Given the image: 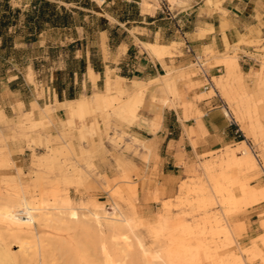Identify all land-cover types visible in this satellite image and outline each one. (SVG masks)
Segmentation results:
<instances>
[{
  "label": "rangeland",
  "instance_id": "rangeland-1",
  "mask_svg": "<svg viewBox=\"0 0 264 264\" xmlns=\"http://www.w3.org/2000/svg\"><path fill=\"white\" fill-rule=\"evenodd\" d=\"M32 1L8 0L7 5L10 6V10H19L16 23H14L16 25L10 27L8 34H13L14 28H19L20 32L14 35L12 48H0V77L12 80L15 75H25V72H28L26 76L28 81L36 84L33 81L36 75L37 79L49 83L55 67L50 59L60 54L59 41L67 43L71 37L75 36V33L74 31L49 32L41 39L49 42L50 47H38V44L26 46L24 34L27 33V30L24 27V21ZM42 1L54 4L60 11L63 9L69 11L74 24H84L91 28H95L97 25L101 27L103 21L91 12L93 10L103 13L112 8L117 12H128L129 14L134 12L132 3H128L130 6H127L124 1L117 3L113 0L114 3H109L108 7L105 4L112 0ZM0 2L3 1L0 0ZM2 13L3 9H1L0 15ZM46 29L48 28L46 27ZM173 45L176 46V43ZM64 48L63 46L62 49ZM225 56L236 57V55L228 54L218 55L211 50L205 53L203 61L201 59L197 61L199 65L208 68L211 66L210 57L215 60L214 64L217 65L221 63L218 58ZM223 65L224 76H219L217 79L212 78V82L219 88L231 106L235 119H240L237 121L241 125L245 138L251 142L252 149L260 155L264 164V57L260 58L258 68L246 77V79L253 77L256 91L248 88L239 66L234 72L237 63L230 66ZM31 67L35 70L33 75L31 71L29 72ZM196 72L191 70L183 73L190 78L196 75ZM16 82L19 88L24 84L21 77ZM218 82L221 84L219 87ZM3 83L6 84V81ZM169 84L170 87L167 90L160 92L176 93L174 81ZM133 86L134 84L130 88L126 87L127 91L124 90L123 93L118 91L117 86L113 91H109L108 94L114 95L113 100L110 104L104 103L103 109L86 113L81 117L78 116L79 119L75 116H66L67 120L60 123L61 131L58 129L49 132L52 124L48 121V116L51 112L47 111L49 108H55L51 105H46L42 109L37 108L40 112L39 119H35L33 111L31 113L19 112L15 121L5 123L0 114V214L6 217L8 212L14 211L11 218L0 222V237H2L0 239V262L2 259L5 260H2L1 264H43V262L44 264H101L100 255L93 247V243H97L96 241L99 239L91 228L94 224L90 220L82 221L80 215L82 223L81 221L80 223L76 222L73 224L75 227L72 225L69 231L55 221L46 225L36 222L31 227H26L22 224L24 215L19 211L20 203L24 198L38 202L43 196L50 193L69 196L71 188H74L75 191L81 189L87 195L95 191V189H91L94 188V182L102 183L101 189L110 199L108 208L111 204L116 203L126 213L133 228L135 227L134 230H137L136 232L142 239L146 251L157 252L161 256L156 264H167V253L171 250L181 251L179 255L184 256L188 261L197 259L195 264H264V232L254 240L239 238L238 236L245 231L242 224H236L237 214L245 211L251 205L262 202L260 200L250 203L245 198L242 191L243 186L250 184L247 178L239 180L238 177L243 173L259 171V168L258 165L253 170L246 167L227 166L229 162H226L228 160L225 155L231 149L229 146L217 153L209 154L211 159L202 163L200 169L207 178L200 176L181 181L172 195L164 199L154 195L152 198L155 202L154 206L149 208L146 213L142 211L139 206L140 195L136 191V181L139 175L130 162L132 154L137 155L138 152L133 151L132 145L125 143L124 139L128 138V135L124 132L118 135L117 129L112 125V123L114 125L118 123L129 126L137 118L143 101L138 103L135 102L134 97H131ZM212 92L213 90L209 94ZM203 97L204 95L198 98ZM128 104H130L129 109H124ZM190 105L188 103L182 106L187 110L191 107ZM59 106L62 107V105ZM85 115L87 116L85 117ZM185 117L187 116L185 115ZM35 120L38 122L33 123ZM252 126L253 130L250 128ZM100 128L105 129L106 132L104 144L99 140ZM131 140L136 143V146L143 147L142 141L134 137ZM107 144L112 149L110 153H107V156L113 163L112 174H108L109 176L101 174L99 171V168L109 163L107 156L100 155L98 151L104 149ZM23 148L28 151L24 153ZM14 150L23 154L20 162H16L15 158L11 157ZM239 150H248L244 142L235 146L237 153L240 152ZM207 165L211 167L210 171L206 170ZM93 200L94 203L107 208L103 203ZM165 211L167 212L165 213ZM164 216L169 219L165 218V220ZM167 222L169 225H166ZM42 225L44 226L42 227ZM262 226L264 227V222ZM223 227L229 228L230 239H227L222 233ZM64 228H66L65 231ZM154 228L162 234H158ZM185 228L186 230H184ZM106 236L110 241L109 234ZM72 240L76 244L67 245L66 242ZM61 242H63V246L60 245ZM22 243L31 246L27 249L29 252L26 250L24 255L18 253ZM183 243L189 247L187 252L178 249ZM43 244H47V247ZM132 244L134 247L132 245L125 250V245L121 241L117 245L111 244L110 253L113 259L125 264H144L140 250L134 243ZM5 249L9 250L11 255H5Z\"/></svg>",
  "mask_w": 264,
  "mask_h": 264
},
{
  "label": "crops",
  "instance_id": "crops-1",
  "mask_svg": "<svg viewBox=\"0 0 264 264\" xmlns=\"http://www.w3.org/2000/svg\"><path fill=\"white\" fill-rule=\"evenodd\" d=\"M115 1H124L127 6L132 3L133 14L117 12L112 8L103 13L93 10L91 12L103 20L101 27L73 24L65 28H48L38 33L35 41L24 43L26 46L38 44V47L48 48L49 42L41 39L47 33H75L67 43L59 41L60 54L50 59L55 67L49 83L37 79L36 75L33 79L36 84L28 81V72L15 75L12 80L0 77V114L5 123L15 121L19 112L33 111L35 119H39L37 108L51 105L55 108L47 111L51 112L48 116L52 124L49 132L61 131L60 123L67 120L65 110L72 102L78 103L80 98L89 101L90 112H94L103 109L104 103L98 104L95 99L105 93L108 84L113 91L119 82H123L127 91L126 87L134 84V89L138 86L135 82H140L139 86L147 87V90L141 99L143 103L137 118L129 126L112 125L118 135L121 132L128 135L125 143L138 152L136 156L132 154L130 162L138 171L136 191L140 195L139 206L146 213L155 204L152 200L154 195L168 198L181 181L200 176L207 178L200 166L211 159L209 154L217 153L226 146L234 149L242 141L252 148L231 106L212 82V78L224 76V65H215V60L210 57L211 66L204 68L197 60L203 61L205 53L211 50L218 55H236L234 72L239 66L248 88L256 91L253 77H246L258 68L260 58L264 57V0ZM109 3L114 1L107 2L105 6L108 7ZM156 42L171 45L172 55L159 60L144 46ZM218 59L223 60V57ZM90 70L97 75L94 81ZM191 70L197 71L196 75L188 78L183 72ZM30 71L35 74L33 67L29 68ZM167 75L169 83L174 81L176 93L156 89L160 77ZM19 77L24 83L21 88L16 82ZM202 95L204 97L199 99ZM188 103L191 107L185 110L182 105ZM129 107L128 104L124 109ZM75 117L78 118L77 115ZM75 122L78 125L77 120ZM105 134V129L100 128L99 140L103 144ZM132 137L142 141L143 147L136 146ZM104 147L98 151L100 155L107 156L112 149L108 144ZM23 150L24 153L28 151L26 148ZM255 154L259 171L243 173L238 178H247L253 186H264L263 160L257 152ZM11 157L20 162L23 154L14 150ZM107 161L109 163L99 171L109 176L113 163L108 156ZM101 186V182H94L91 189L95 191L87 195L81 189L75 191L71 188L68 195L75 203L92 204L95 199L107 207L110 199ZM263 222L262 200L236 215V224H242L245 231L238 237L256 239L264 232Z\"/></svg>",
  "mask_w": 264,
  "mask_h": 264
},
{
  "label": "bare ground",
  "instance_id": "bare-ground-1",
  "mask_svg": "<svg viewBox=\"0 0 264 264\" xmlns=\"http://www.w3.org/2000/svg\"><path fill=\"white\" fill-rule=\"evenodd\" d=\"M209 1H211V0H209ZM144 46L152 55L157 57L159 60H162L167 55H169V56L172 55V46L171 45H166V44H161V43H150V44H145ZM236 60H237L236 57H233V56L232 57L231 56L226 57L225 56V57H223V60H221L220 62L225 64V65L230 66L232 64H236L237 63ZM90 77L94 81L95 78L97 77V75H95L92 72V70H90ZM215 79H217V78L215 77ZM169 81H170L169 75L160 77V79L158 80V84H157L156 89L158 91L167 90L170 87ZM135 83L138 86L136 85L137 87H135L133 89L134 100H135V102L140 103L142 96L144 95V93L147 90V87L143 88V87L139 86L140 82H135ZM220 85L221 84L218 82V87ZM146 86H147V84H146ZM117 89L120 93L124 92L123 82H119L117 84ZM110 90H111V87L108 84L106 89H105V93H101L100 95H98L96 97V99H95L96 102L98 104H100V103L101 104L102 103L110 104L111 101L113 100L112 97H109L110 95H108ZM112 96H114V95H112ZM90 111H91V105H90L89 101H80L78 103L72 102L68 106V108L65 110V113L69 116L77 115V116L81 117L84 114L89 113ZM237 120H240V119H237ZM250 128H252L251 130H253V126ZM243 142L245 144V147L248 150H241V151L239 150L240 152L237 153L235 151V148L230 149V151L227 152L225 155L226 159L228 160V161H226V160L225 161L229 162V164H227V166L246 167L249 170L250 169L251 170L256 169V167H257L256 154L249 144H247L245 141H242V143ZM206 170L210 171L211 167L209 165H207ZM242 191L245 195V198L248 199L250 201V203H256V202H259L260 200L264 199V186L255 187L253 185L248 186V185L244 184ZM20 206H21V209L19 211L22 212V214L24 215V220H23L22 224L26 227H31V225H34V223H36V222L40 223V224L43 223L44 225H46L47 223L49 224V222L55 221V223H57L63 227H66L69 231V228H71L73 224H76V222L80 223V221H81L80 215L82 217V221L83 220H90L94 225L93 226L89 225V226H92L91 228H93V230H94L93 232H95L96 236L98 237L97 239H99L96 241L97 243H95V244L93 243V247L98 251V253L100 255L99 261L101 264H125L122 261L119 262V261H116L115 259H113V257L111 256V253H110L111 244L117 245L119 241H121L125 245L124 250L126 248L127 249L130 248L133 245L132 243H134L135 246L141 252V256L143 258L144 264H156L161 259V256L157 252L149 253L146 251L142 239L140 238V236L136 232L137 230L136 231L134 230L135 227L133 228L130 219L128 218L126 213L123 210H121L120 207L118 206V204H116V203L111 204L109 208H105L104 206L99 205L98 203L88 204L85 202L82 203V201L79 203L78 202L75 203L71 198H69V196H66V195L61 196V195L50 193L49 195L43 196L41 198V200L38 202L29 201L26 198H24L23 201L20 203ZM163 208H166V207H163ZM81 212H83V213H81ZM166 212L167 211H165V213ZM7 214H8V216H6V217H4V215L1 216V214H0V222H5L8 218H11L12 215L14 214V211H10ZM52 216H54V218H52ZM165 218L169 219V217L164 216V219ZM205 219H207V218L205 217ZM217 220H215V221L217 223H219ZM82 221H81V223H82ZM44 225H42V227ZM83 225H85V224L83 223ZM166 225H169V223L167 222ZM166 225H164V226H166ZM182 225H183V223H182ZM184 226H186V225L184 224ZM86 227L88 228V226H86ZM176 227H178V226H176ZM66 228H64V231L66 230ZM173 228H175V227H173ZM178 228H180V227H178ZM154 229L158 233V230H156V228H154ZM166 229H167V226H166ZM58 230L60 231V229H58ZM184 230H186V228ZM70 231H71V229H70ZM105 231H107L108 233H106ZM187 231H185V232H187ZM222 233L225 235V237L227 239H230L229 236H231V232H230L228 227H223ZM106 234H109L110 241L107 240ZM160 234H162V232ZM116 235H118V238H116ZM44 236H46V235H44ZM1 238L2 237H0V239ZM66 238L68 239V237H66ZM72 241L66 242L67 245H72L74 243V240H72ZM229 241L231 242V240H229ZM74 244H76V243H74ZM43 245L46 246L47 244L46 245L43 244ZM43 245H42V248L44 249ZM60 245L63 246L64 245L63 242H61ZM203 246L205 247V245H203ZM133 247H134V245H133ZM167 247H168V245H167ZM29 248H31V246H29L27 243H22L19 246L18 253L24 255L26 253V250ZM199 248H200V246H199ZM199 248H197V249H199ZM178 249H182V252H187L189 250V247L183 243V244H181L180 248H178ZM4 252H6L5 255H11V252L7 249H5ZM180 252L181 251H179V250H175V251L171 250L167 253L169 264H193V263L195 264V262L198 261L197 259L188 261L184 258V256L179 255ZM45 253H44V255H45ZM207 254H208V252H207ZM43 256H42V258H43ZM39 257H41V256H39ZM44 257H46V256H44ZM142 258H141V260H142ZM8 259H9V257H8ZM2 260H1V262H2ZM163 260H165V259H163ZM3 261H5V260H3ZM1 262H0V264H1ZM168 262H167V264H168ZM39 263H41V262H39ZM43 264H44V262H43ZM235 264H237V263H235Z\"/></svg>",
  "mask_w": 264,
  "mask_h": 264
},
{
  "label": "trees",
  "instance_id": "trees-1",
  "mask_svg": "<svg viewBox=\"0 0 264 264\" xmlns=\"http://www.w3.org/2000/svg\"><path fill=\"white\" fill-rule=\"evenodd\" d=\"M0 8L3 13L0 15V48L10 49L13 47L14 35L20 32L19 28H14L13 34H8L10 27L16 25L18 9L10 10L7 5L8 0H2ZM0 9V11H1ZM25 26L27 33L24 34L26 42H33L37 39L38 33L47 28H65L74 24L72 15L63 9L60 11L54 4L42 0H33L29 10L25 14ZM16 27V26H14Z\"/></svg>",
  "mask_w": 264,
  "mask_h": 264
},
{
  "label": "built area",
  "instance_id": "built-area-1",
  "mask_svg": "<svg viewBox=\"0 0 264 264\" xmlns=\"http://www.w3.org/2000/svg\"><path fill=\"white\" fill-rule=\"evenodd\" d=\"M262 178L264 179V174L262 175Z\"/></svg>",
  "mask_w": 264,
  "mask_h": 264
}]
</instances>
